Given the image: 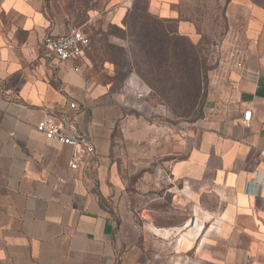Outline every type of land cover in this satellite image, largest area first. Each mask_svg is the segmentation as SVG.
I'll return each mask as SVG.
<instances>
[{
  "label": "crops",
  "instance_id": "obj_1",
  "mask_svg": "<svg viewBox=\"0 0 264 264\" xmlns=\"http://www.w3.org/2000/svg\"><path fill=\"white\" fill-rule=\"evenodd\" d=\"M146 1L192 37L185 0ZM224 11L236 62L210 83L204 116L171 134L136 109L133 72L89 74L88 46L69 63L43 52L66 17L0 0V264H264V0ZM47 117L90 136L76 169L69 145L36 130Z\"/></svg>",
  "mask_w": 264,
  "mask_h": 264
},
{
  "label": "rangeland",
  "instance_id": "obj_2",
  "mask_svg": "<svg viewBox=\"0 0 264 264\" xmlns=\"http://www.w3.org/2000/svg\"><path fill=\"white\" fill-rule=\"evenodd\" d=\"M47 8L54 14L67 18L69 25L79 27L89 37V45L85 50L87 71L98 79H104L105 67H111L113 75L122 79L129 72H135L136 53L133 21L145 18L146 0H136L138 10L131 12V6L114 7L107 0H44ZM225 0H185L181 7L183 16L190 20L194 31L187 37L194 51L195 64L199 67V91L177 97L183 87L191 83L186 79L173 83L177 87L167 90L163 87V79L159 83L152 82L158 95L141 78L137 100L140 106L136 109L145 116V120L163 127L167 133L180 134L192 123L200 120L205 114L207 94L210 83L220 79L226 66L236 62L239 45V26L225 16ZM115 8L127 10L122 20H113ZM121 10V11H123ZM118 10V12H121ZM138 15V16H137ZM136 16L138 19H136ZM134 17V18H133ZM124 19L129 27L124 25ZM142 22V21H141ZM140 24V23H139ZM187 47L186 44H184ZM141 68L143 66L139 64Z\"/></svg>",
  "mask_w": 264,
  "mask_h": 264
},
{
  "label": "trees",
  "instance_id": "obj_3",
  "mask_svg": "<svg viewBox=\"0 0 264 264\" xmlns=\"http://www.w3.org/2000/svg\"><path fill=\"white\" fill-rule=\"evenodd\" d=\"M136 10H138V4L136 0H133L131 12H136ZM145 14L146 19L133 21L131 25L133 29H138L133 34L136 53L139 57L138 61H135L136 74L155 92L157 91L152 82L159 83L162 79L164 80L163 87L167 90L176 89L173 94H176L178 89L173 86L174 82L186 79L189 81L190 79L191 83L185 85L183 90L177 93V97L189 94L194 90L199 91L201 70L195 64L196 58L193 56L192 46L190 45L188 48V45L191 44L190 41L186 36L177 33L175 21L164 20L152 15L148 11L147 1L145 2ZM137 16L136 19H138ZM124 25L130 28L125 19ZM157 94L162 95V91Z\"/></svg>",
  "mask_w": 264,
  "mask_h": 264
},
{
  "label": "built area",
  "instance_id": "obj_4",
  "mask_svg": "<svg viewBox=\"0 0 264 264\" xmlns=\"http://www.w3.org/2000/svg\"><path fill=\"white\" fill-rule=\"evenodd\" d=\"M89 45V37L79 27L69 26L66 31L52 35L47 33L41 43L40 48L48 56H53L58 62L69 63L80 57L84 53V48ZM70 108H75L74 102L69 103ZM246 119L250 117V112L245 113ZM37 131L46 138L53 139L59 143L71 147L68 166L76 169L85 155L94 152V145L90 136L80 133L73 127H64L52 118H44L35 125ZM264 154V151H262Z\"/></svg>",
  "mask_w": 264,
  "mask_h": 264
}]
</instances>
